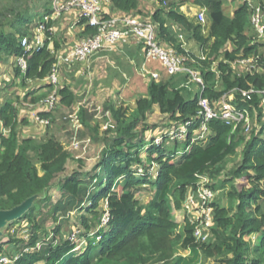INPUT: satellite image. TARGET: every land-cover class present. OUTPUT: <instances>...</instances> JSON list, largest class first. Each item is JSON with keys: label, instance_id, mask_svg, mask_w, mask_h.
Listing matches in <instances>:
<instances>
[{"label": "trees", "instance_id": "16d2710c", "mask_svg": "<svg viewBox=\"0 0 264 264\" xmlns=\"http://www.w3.org/2000/svg\"><path fill=\"white\" fill-rule=\"evenodd\" d=\"M138 1L110 0L111 12L135 15ZM51 2L42 3L48 16L52 11ZM188 2L205 9V16L210 21L207 37L202 35L207 34L206 23L202 29L201 24L177 10L179 5ZM222 6V0H178L153 12L151 21L155 25L157 41L185 54L188 57L186 65L198 72L204 84L201 86L191 81L188 73L168 75L164 72L158 80L148 81L146 95L136 99L135 109L129 116L126 115L127 108L108 105L117 123L114 136L109 135L112 128L108 125L95 174L87 181L82 180L78 172H72L59 182L63 199L50 208L49 218L57 223L52 237L44 227L46 220L36 215L39 209L37 202L46 198V192L57 175L64 172L72 154L54 135L41 141L23 137L19 126L26 124L27 120L20 118L7 89H0V120L6 130V133L3 131L0 134V210L18 206L29 198L34 199L19 219L32 230L29 239L21 241L12 237L10 241L23 244L10 254L1 252L0 248V254L18 255L11 264H176V245L183 249H199L214 260L212 264H264V110L258 93L248 96L241 93L264 88V54L259 51L264 42L255 40L245 2L241 1L231 16L224 14ZM35 15L39 16L20 7L0 9V62L9 57L16 60L22 57L26 63L25 69L18 63L15 65L12 78L4 80L6 87L14 86L15 78L19 79L21 86L28 80L44 79L56 61L48 48L51 34L47 28L51 26V19L44 25L42 48L27 52L20 44V38L27 36ZM169 24H176L184 30L198 44L199 53L186 51ZM77 26L79 37L97 31L84 19ZM227 43L231 44V50L224 49ZM252 54L258 56L253 67L232 63ZM190 82L197 85V94H189ZM46 86L49 93L53 87L48 83ZM230 91L234 94L232 103L238 109L247 111L255 120L252 130L245 132L244 123L232 130L231 125L214 118L207 123L209 134L206 143H190L193 131L201 123L199 118H195L199 97L207 98L216 107L222 96ZM58 93L60 105L67 107L75 103L77 95L69 85L61 84ZM154 105L180 123L195 119L185 140L176 139L172 146H167V140L156 143L154 140L144 142L142 138L138 139L143 132L136 130L138 124ZM41 116L49 118L50 122L54 119L53 112H43ZM78 116L95 137L97 124L91 126L95 113L83 106L79 108ZM183 142L187 145L183 146ZM240 143L243 144L241 163L234 176H227L231 180L234 177L243 179L239 188L234 187L233 192L228 193L231 201H235L234 207L223 206L216 198L212 203L211 229L219 231L218 241L195 242L193 225L187 217H184L182 231L177 232L169 201L172 200L175 210L182 208L187 186L193 184L195 174H208L216 181L222 176L225 161L236 154ZM143 147H146V161L157 164L154 173L149 174V169L144 171L145 168H141L145 166L140 157ZM180 152L182 156L177 158ZM138 167L142 169L141 173L136 171ZM230 178L222 181L231 182ZM146 184L155 192L149 200L141 202L136 195L140 186ZM215 184L211 185L213 189ZM100 201L106 203L101 210ZM86 202H90V206L86 208V215L80 216L84 229H77L72 233L74 236L67 235L62 225L58 224L61 219L57 213L62 212V217H68L82 209ZM105 211L109 220L101 224ZM254 235L258 238L257 243L252 240ZM81 238H84L83 243L79 244Z\"/></svg>", "mask_w": 264, "mask_h": 264}, {"label": "built area", "instance_id": "2783aa9c", "mask_svg": "<svg viewBox=\"0 0 264 264\" xmlns=\"http://www.w3.org/2000/svg\"><path fill=\"white\" fill-rule=\"evenodd\" d=\"M159 2V0H156ZM247 4L249 10V22L252 26L255 37L258 41L264 39V0H241ZM167 0H161V5H166ZM52 11L48 19H58L64 14H75L76 22L84 19L86 23L96 28V33L86 35L77 39L70 48L63 54L56 57L55 63L52 65L49 73L44 80L52 85L51 91L41 101L45 108V112H53L60 105V95L58 89L61 86V70L62 64L72 65L76 63H85L91 56L98 54L101 51H112L119 42L127 43L129 40L138 42L142 49L144 59L146 61H157L164 68L168 75L177 73H188L191 81L199 83L203 86V81L198 72L190 66L186 65L188 57L181 54L171 47L161 45L156 39V29L154 23L149 18H144L138 15H125L119 12H111L110 0H52ZM196 19L199 24H204L206 16L204 12L197 13ZM79 28V27H78ZM50 34L53 33V26L47 28ZM80 30V29H79ZM50 39V37H48ZM179 39L183 41L182 33L179 34ZM26 35L20 38V44L27 52L38 51L43 47L45 41V29L41 26L38 32L33 35L30 41ZM187 51V50H186ZM201 58H205L201 56ZM258 58L257 55L249 57H241L232 62L238 66L253 67V62ZM17 63L21 68L25 69V60L20 57ZM141 70L148 74L151 80H158L159 72L147 71L143 66ZM242 95L248 96L250 93H258L261 97L260 103L264 110V88L261 90L249 89L241 91ZM233 91L222 96L218 106L213 107L211 102L204 97H199L198 112L195 118H199L201 123L197 129L193 131L191 142L206 143L208 139L207 123L211 119H221L225 123L232 126L234 130L238 124L244 123L245 132L251 130V118L247 111L238 109L233 103ZM80 103L76 107H70L66 110L64 120L69 119L71 126V145L78 147L81 140L78 139V130L82 128V122L78 116ZM72 109V111L70 110ZM39 124L47 126L50 124V119L45 117L35 116ZM195 123L192 118L185 122L179 123L178 127L169 132L170 139L185 140L188 135L189 128ZM5 129L2 127L0 120V134ZM165 136L161 135L155 138L156 143L163 141ZM89 140V139H88ZM182 156V152L177 154V157ZM142 170V169H140ZM196 182L187 186V191L182 202L181 211L184 217H187L191 225H193L192 235L194 241L198 243L207 242L211 236V227L213 225V201L216 196V191L211 186V179L203 173L195 174ZM194 185V186H193ZM106 207V203H105ZM109 220L108 213L105 211L101 218V224H106ZM39 247V246H38ZM26 250V249H24ZM17 254L8 256L0 254V264H11Z\"/></svg>", "mask_w": 264, "mask_h": 264}, {"label": "rangeland", "instance_id": "374dc122", "mask_svg": "<svg viewBox=\"0 0 264 264\" xmlns=\"http://www.w3.org/2000/svg\"><path fill=\"white\" fill-rule=\"evenodd\" d=\"M48 1L49 0H19L17 2H14V0H0V9L3 7H16V8L20 7V9L30 10L32 14L38 13L39 16L35 15L36 16L35 19L29 24L27 36L29 37V39H31L30 41H32V37L34 34L38 32V29H40L41 26H44L49 22L48 15L45 14L44 8L42 7L43 6L42 3ZM174 1H178V0H167L166 3L169 4ZM237 1L234 2L237 3ZM141 4L142 6H147L152 8L153 5L156 3L152 0H143ZM190 4L191 3L188 2L184 5L185 10L187 12L190 11L187 8ZM161 6H165V5H161ZM65 17L66 20H68L69 17L68 14H64L63 16H61V19L60 18L56 19L57 20L55 21L56 23L52 24L53 33L50 35L51 42L55 40L57 35L60 38H62L61 35L63 30H65V28H62L61 24H63ZM72 37L74 38V40L80 38L78 33H74ZM192 42L194 43V41ZM261 42H264V39H262ZM187 44L191 52L199 53L200 49L196 48L197 45L192 47L190 46L188 41ZM259 51L264 54V45L259 46ZM9 60H7L6 63H3L2 66H0V89L1 90L7 89L8 92L12 91L15 93L17 91V89H15V86L11 85L9 87H6L4 83V80H10V78H12L14 74L13 70L16 68V66L14 65H17V60L15 59H12L10 61ZM8 66H11V68H9ZM92 72L93 71L90 70L89 78L86 79L83 78V74L79 73L78 77L76 76V78L77 80L80 79V81L79 83L78 82L76 83L75 87L81 89L83 88L82 91L86 89L87 97L85 99V102H88V106L92 108L91 111L95 113L94 118L91 120V126H95L97 124V132L95 134V137L94 134H92L90 130H87L86 127L83 125V133H80L79 136H77L78 139L81 140V143L78 145L77 148L72 146L70 140L72 134V132L70 131L71 130L70 129L71 126L69 124L70 121H68L69 119L64 120V115L66 116L67 109H65L66 107H64L63 105H59L54 109L53 115L56 114L57 117H55L53 121L50 123L49 125L50 127H48V125L47 127L44 126L41 127V125L39 123L38 125L36 121L34 123H30L29 125L34 131L26 132V134L35 135L38 137L40 135L47 136L48 134L47 128L51 129V131L56 130V132L59 133V135L61 136L59 137L60 140L64 143L66 149L69 150V152L72 154L71 158L67 161L65 165L64 172L57 175V177L54 180V184L46 192V198L37 202L39 205V209H37L36 215L39 216L40 219L44 218L46 220V222L44 223V227L47 230H49V234L51 237H52L53 229L57 223L54 224L52 219L49 218L50 208H52L53 205L56 204L58 201L63 199L62 190L59 182H62L63 178L65 176L70 175L72 172H78L80 178L84 181H87L92 174H95L96 167L98 166V162L100 160L101 150L105 145L104 136L106 135L105 131L108 125L111 126L112 128V130L109 132V135L114 136V132H115L114 127L116 126L117 123L116 120L112 117L111 111L108 109V106H106V104L115 106L118 109L127 108V115H128L132 113V111L135 109L137 95L145 96L146 89L148 87L149 80L146 77H142L139 75V73H137L136 78H133L131 80V83L125 87L127 88L126 93L129 92L131 93L130 95L135 94L134 100L130 103H127L128 105H123V102H119L115 98L114 93L110 94L112 98L109 97L108 93L106 95L105 89L107 88L111 89L112 86L108 85L107 81L103 78H100L99 81H97V78L95 77L94 74H92ZM60 75L61 77L62 75H67V72L61 73ZM73 79L75 78L73 77ZM100 83H102V85ZM193 83L194 82L188 83L189 89L187 90L189 94H193V93L197 94L199 91L197 85ZM61 84L62 83H60V85ZM181 88L186 89L184 87ZM76 97L77 98L74 104H76L78 101L82 99V97L79 95H77ZM108 98H110V101H108ZM70 110L72 111V109ZM179 123L180 122L178 119L176 120L175 117H171L169 113L160 112L159 107L154 105L152 109L148 112L146 117L142 119L138 124V128L136 130L139 132L143 131L142 133L139 134L138 139L142 138L144 142H151L155 140L156 137L163 135L165 136L163 140H167L169 142L167 146H172V144L176 140L175 139L176 137L174 139H170L168 133L172 132L174 128L178 127ZM254 125H255V120L251 118V128H253ZM22 128L23 127L21 126V131L23 130ZM25 129L28 128L26 127ZM155 129L160 131L159 134L155 135L156 137H154V133H153V130L155 131ZM39 131H43V132L37 133ZM184 143L185 142L182 143L183 146H186L187 144L184 145ZM242 146L243 144L240 143L236 154H234L232 157H229L227 161H225V168L223 170L222 176H220L217 179L218 181L216 180L217 181L216 182L215 179L213 180L210 178L211 185L216 183L214 186V190L216 191V196H215L216 200H219L223 206H228L230 208L234 207L235 201L234 199L231 201V198L228 197V193L233 192L234 187L239 188V185L243 184V179H237L234 177V179L231 180V178L227 176H234V171L240 165L242 159ZM145 148L146 147H143L140 151V157L144 160L145 166L144 167L140 166V167L142 169L145 168L144 171H146V169H149V174H151L156 172L157 164L156 163L150 164L148 163V161H146L147 152ZM134 168H137V166H134ZM141 168L137 169L136 171L138 173H141L142 172V170H140ZM206 175L208 176V174ZM224 178L225 179L230 178L231 182L225 183L224 181H222ZM193 182H196L195 177L193 179ZM154 192L155 190H153L151 186L147 184L142 185L140 186V190L138 191L136 197L139 198L141 202H146L154 195ZM100 202H101L100 203V210H101V207H105V203L103 201ZM169 202L171 204L170 206L172 209V219L177 223L176 231L181 232L182 231L181 227L184 224L183 212L181 211V209L175 210L173 208L172 200H170ZM33 203H34V199L31 201L30 205H26L24 211L20 213V215L6 221L4 225L0 228V248H2L1 252L10 254V251L16 249L17 246L19 247L20 245L23 244V242H21V244L20 243L15 244V242L10 241L12 237L15 240H21V241L23 240L27 241L29 239L32 230L28 225L19 221V219ZM89 206H90V202H86V204L82 207V209L72 212L71 214H69L68 217H62L63 215L62 212L57 213V217L59 216V218L61 219L59 221L60 223L58 222V224L62 225V229L66 231L67 235H69V233L70 234L75 233L77 229L80 230L84 229L83 225L81 224L80 216L84 214L86 215V208ZM72 235L74 236V234ZM219 237H220L219 231L217 232L216 230L211 229V236L209 239L216 241L217 239H219ZM83 239L84 238H81L79 240V244L83 243ZM248 239L250 238L248 237ZM257 239H258L257 236L255 235L252 236L253 242L257 243L258 242ZM174 253L176 256L175 258L176 264H212L214 262L213 259L207 257L202 251L196 248L183 249L179 245L178 246L176 245L174 249ZM100 264H105V263L103 262Z\"/></svg>", "mask_w": 264, "mask_h": 264}, {"label": "crops", "instance_id": "0c3cea01", "mask_svg": "<svg viewBox=\"0 0 264 264\" xmlns=\"http://www.w3.org/2000/svg\"><path fill=\"white\" fill-rule=\"evenodd\" d=\"M142 1L143 0L138 1V8L135 11V15H138V16H141L144 18H149L150 20H151V16H152L153 12L155 10L163 7L156 0H152L156 3L153 5L152 8L147 7V6H142V4H141ZM234 1H237V0H222V2H223L222 8H223V12L225 15L231 16L234 12V9L238 6V4H240V0H238L237 3H235ZM184 5H179L177 10L180 13H183L184 15H186L190 20L198 23V21L196 19L197 13H200V12L205 13V9L191 3L187 7L190 11L187 12L185 10ZM68 16H69L68 20H66V17H65L64 22L62 21L63 24H61L62 28H65V30H66V31L63 30V32H62V35H61L62 38H60L57 35L55 40H53L52 42L49 41V44H48V48L50 50V53L52 56H54L55 59L58 55L63 54L68 48H70L72 45H74L76 40H74L72 35L74 33H78V35H79V33H80L78 26L73 25L76 22L75 14L71 13V14H68ZM51 21H52V23H51V25H52V24H55L56 23L55 21H57V20L51 19ZM204 23H206L208 25V31H207V34L202 33V35L204 37H207L209 34V31H210V21L208 20L207 17H206ZM169 26H171V28L174 29V30H172V32L175 34V37L177 38V40L179 39V34L182 33L183 41H181L180 39L179 40L183 43L182 46H183V48H186L187 51L191 52L190 48L188 47L187 41L189 42L190 46L194 47L195 45H197L196 48H199L198 44L194 40L190 39L189 35L184 30H182L178 25L169 24ZM202 29H203V24H202ZM70 37H72V38H70ZM189 40H191V41H189ZM192 41H194V43ZM56 43H58V44H56ZM231 47H232L231 44L227 43L224 46V49L231 50ZM9 59L10 60H12V59L16 60V58H14V57H9V58L3 60L2 62H0V66H2L3 63H6L7 60H9ZM143 66L146 67V72L147 71L159 72V77L162 73L165 72L164 68L162 67V65L159 62H157V61H146L144 59L143 49H142L141 45L134 40H129L127 43L119 42L112 51H101L98 54L91 56L85 63H76V64H72V65L62 64L60 66L61 73L67 72V75H62V77L60 78L61 83L69 85L71 90L76 95H79L82 97V99L80 101H78L76 104L73 103L71 106H67V107L64 106V107H66L65 109H69L70 107H76V105L78 103H80L79 108L84 106L90 110L92 109L91 107L88 106V102H85V99L87 97L86 89H84L82 91L83 88L81 89V88L75 87L76 83L77 82L79 83V81H80V79L77 80L76 76L78 77L79 73H81V74H83L84 79L89 78L90 70L93 71L92 74L95 75V77L97 78V81H99L100 78H103L107 81L108 85L112 86L111 89H109V88L105 89L106 95L108 93L109 97L112 98V96H110V94L114 93L115 98L119 102H123V105H128L127 103H130L134 100L135 94L130 95L131 93H129V92L126 93L127 88H125V87L131 83V80L133 78H136V76H137L136 74L139 73L140 76L146 77L149 81L151 80L148 77V74L144 73L141 70V68ZM8 67L11 68V66H8ZM74 70H75V72H74ZM144 75H146V76H144ZM73 77L75 79H73ZM14 82H16L14 86H15V89H17V91L15 93L12 91L9 93L13 97L14 104L18 108L20 118H24L27 120L26 124H22L19 126V130H20L21 135L23 137L35 138L38 141H41V140L49 137L50 135H54V137H56L58 140H60L59 137H61V136L59 135V133H57L56 130L51 131V129H49V128H47L48 129L47 130L48 131L47 136L40 135L37 137L35 135L26 134V132H28V131H30V132L34 131L29 125H30V123H34L37 121L35 116L38 115L39 117H42L41 113L43 114V112H45V108L42 105L41 101L43 100V98L45 97V94L47 93V89H48V87L46 86L47 82L44 79L28 80L25 82V85H22V86L20 85V81L18 78H15ZM100 84L102 85V83H100ZM18 88H19V90H18ZM102 89H104V88H102ZM24 96H26L25 99H24ZM141 96L142 95H137V98H139ZM0 101H1V96H0ZM108 101H110V98H108ZM113 101H115V100H113ZM108 105L109 104H106V106H108ZM128 115H130V114H128ZM55 117H57L56 114L54 115V118ZM36 123L38 124V121ZM49 125H48V127H50ZM21 126L23 127L22 131H21ZM42 126L43 125H41V127ZM26 127L28 129H25ZM44 127H47V126H44ZM70 129H71V127H70ZM41 132H43V131H39L37 133H41ZM159 132L160 131L156 130V132H154V133L158 134ZM4 133H6V130H4ZM80 133H83V126L81 129L78 130V136ZM177 158H179V157H177Z\"/></svg>", "mask_w": 264, "mask_h": 264}, {"label": "water", "instance_id": "95a60500", "mask_svg": "<svg viewBox=\"0 0 264 264\" xmlns=\"http://www.w3.org/2000/svg\"><path fill=\"white\" fill-rule=\"evenodd\" d=\"M32 200L33 198H29L18 206H15L10 209L0 210V228L4 225L6 221L20 215V213L24 211L26 205H30Z\"/></svg>", "mask_w": 264, "mask_h": 264}]
</instances>
